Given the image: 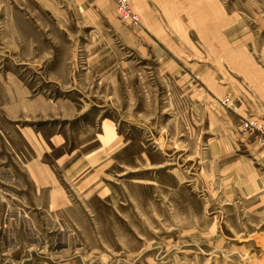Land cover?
<instances>
[{
  "label": "rangeland",
  "instance_id": "374dc122",
  "mask_svg": "<svg viewBox=\"0 0 264 264\" xmlns=\"http://www.w3.org/2000/svg\"><path fill=\"white\" fill-rule=\"evenodd\" d=\"M129 3L0 0V137L120 138L70 248L0 242V264H264V209L226 171L264 153V0Z\"/></svg>",
  "mask_w": 264,
  "mask_h": 264
},
{
  "label": "crops",
  "instance_id": "0c3cea01",
  "mask_svg": "<svg viewBox=\"0 0 264 264\" xmlns=\"http://www.w3.org/2000/svg\"><path fill=\"white\" fill-rule=\"evenodd\" d=\"M22 108L30 114L34 106ZM4 132L6 136L0 137L1 248L43 249L53 244L54 252L65 253L76 239L73 225L86 216L92 195L105 185L109 161L120 150L118 134L108 121L100 133L84 137L78 145L68 144L60 129L10 126ZM227 170L238 199L256 201L264 209V153L257 140ZM98 191L106 192L104 187Z\"/></svg>",
  "mask_w": 264,
  "mask_h": 264
},
{
  "label": "built area",
  "instance_id": "2783aa9c",
  "mask_svg": "<svg viewBox=\"0 0 264 264\" xmlns=\"http://www.w3.org/2000/svg\"><path fill=\"white\" fill-rule=\"evenodd\" d=\"M117 9L121 15H124L125 17H128L129 20L137 21L138 19L132 12V9L130 7L129 0H118L117 1ZM253 130V133H256V137L259 138L261 145L264 148V127H258L256 124H251ZM255 126V127H253Z\"/></svg>",
  "mask_w": 264,
  "mask_h": 264
},
{
  "label": "bare ground",
  "instance_id": "6f19581e",
  "mask_svg": "<svg viewBox=\"0 0 264 264\" xmlns=\"http://www.w3.org/2000/svg\"><path fill=\"white\" fill-rule=\"evenodd\" d=\"M112 1L115 3V5H116V7H117V1H118V0H112Z\"/></svg>",
  "mask_w": 264,
  "mask_h": 264
}]
</instances>
